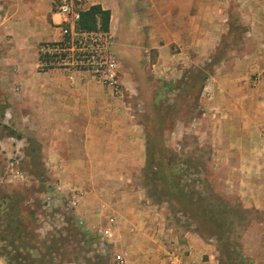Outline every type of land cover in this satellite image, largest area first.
Segmentation results:
<instances>
[{
	"label": "rangeland",
	"instance_id": "1",
	"mask_svg": "<svg viewBox=\"0 0 264 264\" xmlns=\"http://www.w3.org/2000/svg\"><path fill=\"white\" fill-rule=\"evenodd\" d=\"M58 5L0 0V264H117L163 238L165 264H264V95L261 76H240L249 27L231 16L220 35L214 14L189 27L173 6L155 12L165 27L129 14L107 36L122 94L68 74L83 91L60 125L8 90L13 61L62 39Z\"/></svg>",
	"mask_w": 264,
	"mask_h": 264
},
{
	"label": "crops",
	"instance_id": "2",
	"mask_svg": "<svg viewBox=\"0 0 264 264\" xmlns=\"http://www.w3.org/2000/svg\"><path fill=\"white\" fill-rule=\"evenodd\" d=\"M87 7L100 6L103 10L111 13L110 31H113L119 27V24L123 20H126L129 14L135 20V23L139 21L143 23L144 20L148 21L147 25L151 28L165 27L169 24L163 23V19H160V25L158 22L159 16L155 15V12H160L165 7L168 10V6L171 9L181 12L180 19L189 21V27H195L197 22L200 24L214 16V27L218 28L220 35L222 34L223 24H225L228 18L231 16L238 19L241 26L249 27L247 34V47L245 51H240V61L252 60V68L240 74L249 75L257 74L258 84L253 89L254 95H264V0H86ZM169 1V2H168ZM136 2H138L137 5ZM172 2V3H171ZM174 2V3H173ZM137 6V7H136ZM136 8H148L147 14L143 17H139L136 14ZM151 14H149V13ZM59 15H53L54 20L57 22L60 19ZM218 17V18H217ZM154 20V23H149V20ZM211 19V20H212ZM198 23V24H199ZM154 24V25H153ZM163 30V29H160ZM193 31V30H192ZM111 33V34H112ZM191 33V32H190ZM188 33V35H190ZM48 33L47 35H49ZM114 34V33H113ZM116 35V34H114ZM186 33H176L173 41L180 42L181 39L186 38ZM191 39L196 42L198 35L193 33ZM42 38V37H41ZM162 37L147 38V43L160 42ZM31 47V46H30ZM9 71L12 73L13 85L8 88L11 92V102L19 99L25 107H40L47 108L45 112V120L49 122H58L57 124H63L67 121V118L61 113H69L78 108V103L81 101V88L80 82H71V76L62 70L54 69L48 72L39 71V55L37 52L24 56L21 60L13 61ZM4 70V68H3ZM73 74V73H72ZM71 74V75H72ZM80 76V74H77ZM79 78V77H78ZM80 81L79 79H77ZM16 84V85H15ZM246 85L242 89H245ZM36 97V98H35ZM245 100V99H244ZM252 102L256 103L253 98ZM37 101V102H36ZM10 106H13L12 104ZM49 109V110H48ZM36 116L33 117L35 119ZM16 122L20 120V117H16ZM69 120V118H68ZM156 229L153 231L152 239H159L160 236H156ZM158 237V239H156ZM167 240L163 238L160 241L155 254L141 253L135 259L133 257H127L126 264H165V254L167 253L168 246Z\"/></svg>",
	"mask_w": 264,
	"mask_h": 264
},
{
	"label": "built area",
	"instance_id": "3",
	"mask_svg": "<svg viewBox=\"0 0 264 264\" xmlns=\"http://www.w3.org/2000/svg\"><path fill=\"white\" fill-rule=\"evenodd\" d=\"M58 14L62 22V39L50 44L43 51L48 54L46 62H40V68L59 69L70 74H80L93 79L106 87L114 96L122 94L118 78V66L108 52L109 34L82 33L78 30L81 15L88 9L86 0H57ZM106 37L104 40L102 38ZM71 79V78H70ZM171 264H187L174 258L171 253ZM117 264H125L122 257H117Z\"/></svg>",
	"mask_w": 264,
	"mask_h": 264
},
{
	"label": "trees",
	"instance_id": "4",
	"mask_svg": "<svg viewBox=\"0 0 264 264\" xmlns=\"http://www.w3.org/2000/svg\"><path fill=\"white\" fill-rule=\"evenodd\" d=\"M97 15L101 18V25L97 21ZM111 13L109 11H105L100 6H91L86 11H84L81 15V20L79 22L78 30L82 33H102L109 34L110 32V20ZM48 54H41L39 61L42 63L48 60ZM49 67H44L41 71L49 70Z\"/></svg>",
	"mask_w": 264,
	"mask_h": 264
}]
</instances>
